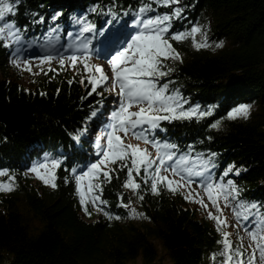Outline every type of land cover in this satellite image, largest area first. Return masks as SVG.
<instances>
[{"label":"trees","instance_id":"obj_1","mask_svg":"<svg viewBox=\"0 0 264 264\" xmlns=\"http://www.w3.org/2000/svg\"><path fill=\"white\" fill-rule=\"evenodd\" d=\"M182 1L185 11L181 19L173 21L175 31H188L194 24L209 26L210 39L227 40L230 47L213 55L194 51L186 42H173L184 58L183 63L173 64L172 85L183 94L186 109L199 106V110H211L212 115L161 122L150 132V138L177 144L178 155H188L192 161L216 153L218 167L212 170L211 178L219 182L224 169L235 164L242 172L230 177L242 189V199L264 204V0ZM139 2L21 0L17 15L8 17L26 31L21 33L19 44L5 41L12 43L11 48L0 42V103L32 106L34 115L24 134L7 135L0 124V169H8L4 176L14 175L20 186L16 195L0 197V264H161L156 242L171 264H221V236L213 221L200 216L202 213L181 194L166 189L152 194L142 183L143 173H134L136 182L141 183L143 201L123 187L127 169L118 165H112L111 182H103L102 191L97 189L101 201L107 202L102 204L103 210L123 219L98 217L90 204L92 215H85L71 169L79 174L87 171L86 165L102 158L97 155L105 145L100 137L105 134L111 112L118 107L117 98L107 90L103 97L96 93L88 96L91 89L87 79L83 85L79 82L87 75L83 66L78 64L73 69L66 60V67L61 68L60 55H54L53 70L44 80H30L24 85L19 79L23 77L21 68L12 63L17 58L13 53L17 49L26 52L25 47L28 51L39 48L34 56L42 55L51 45L63 56L82 49L77 47L80 41H71L69 33L80 27L73 21L76 14L89 13L90 22L96 26L87 36L93 56L90 63L98 64L96 34L103 31L101 38L109 36L121 21L122 31H128ZM168 11L154 5V11L147 15ZM56 13L62 15L53 22ZM25 56L28 54L19 53L20 60ZM69 80L73 82L69 84ZM240 104L257 105L259 113L249 121L229 120L228 112ZM217 120L221 121L220 128L211 129ZM75 135H81V140H74ZM52 158L61 161L55 170L57 187L43 190L34 186L29 169ZM121 196L124 203H130L129 208L119 206ZM135 207L149 218L148 224L129 222ZM33 219L40 225L37 229L31 226Z\"/></svg>","mask_w":264,"mask_h":264},{"label":"snow or ice","instance_id":"obj_2","mask_svg":"<svg viewBox=\"0 0 264 264\" xmlns=\"http://www.w3.org/2000/svg\"><path fill=\"white\" fill-rule=\"evenodd\" d=\"M19 3L20 0H0V22H3L0 24V42H4L5 48L12 47V43L5 42L6 40H13L19 44L22 40L21 33L26 31L19 27L14 19H8V17L17 15ZM154 5L168 8L170 11L163 15H147L154 11ZM184 11L180 0H151V2L140 0L129 30L126 33H119V31L117 34L110 33L106 37L110 43V51L107 53L110 56L107 60L110 72H105L101 64L90 63L93 56L88 50V41H80L77 45L83 49L80 55L59 56L58 63L61 68L66 67V60L73 69H76L78 64L83 66V71L87 75L82 76L79 82L83 85L87 79V85L91 89L87 93L88 96L96 93L103 97L104 91L107 90L109 94H115L118 102V107L111 112L110 122L106 126L104 136L100 137L105 141V145L97 155L102 158L91 163L87 171L79 174H76L75 168L71 169L75 178L76 192L79 194L85 215L90 217L92 213L88 209L89 203L96 207L97 211H103L101 205L107 203L100 200L97 189L102 191L103 182H111L110 173L115 171L112 165H118L121 170L127 169V179L123 187L131 190L140 201L144 200V196L140 194L141 183L136 182L134 173L135 176L143 173L142 183L149 187L152 194L159 195L162 190L166 189L172 194L183 195L185 200L199 204L205 209L207 217L214 222L216 231L221 236L218 241L222 245L219 252L223 258L221 264H264V204L242 199V189L235 181L232 179L224 181V177L230 174L239 176L241 169L235 164H230L224 169L220 181H214L211 175L212 170L218 167L216 153L212 152L198 158L199 162L193 167L190 156L178 155L179 146L177 144L150 138V132L158 129L161 122L212 115L211 110L200 111L199 106L185 109L184 104L187 101L179 93L173 94L169 90L173 81L168 79L162 83L175 71V67L169 62L183 63V57L173 46V42L182 43L191 38L196 50L209 47L207 33L199 24H194L188 31L174 30L173 21L181 19ZM109 14H111V9H109ZM61 15L62 13H56L52 17L53 22L57 21ZM39 22H43L42 17ZM77 23L83 25L81 31L84 33H92L96 28L95 24L88 22L85 18H78ZM52 31L56 29L53 28ZM196 34H200L203 40H196ZM215 47H223V42L216 43ZM19 52L20 50L17 49L13 53V56L17 57L12 60L13 65L31 72V61L20 60ZM37 59L41 64L50 65L56 56L49 53ZM72 82L68 81L69 84ZM41 95L45 94L41 93ZM251 107L250 104H240L228 112L227 118L230 120L240 117L247 119ZM96 115V112L92 113L93 117ZM220 126V120L210 125L211 129L217 130ZM129 136L142 142L145 147L141 148L139 143H126L125 140ZM73 139L80 141L81 135H75ZM149 147L155 149L154 154L149 151ZM60 166L61 161L52 158L44 163L33 165L29 171L34 173L45 186L55 189L57 187L55 170ZM8 172V169H0V176ZM86 178L88 183L85 190L82 183ZM14 184L15 176L9 175L7 183L0 181V193L12 192ZM193 185H198L206 194L208 203L205 202L200 192L193 188ZM123 199L121 196L119 206L129 208L130 203H124ZM209 204L215 210V214L209 210ZM229 207L234 213L236 229L243 228L250 241L247 245L243 242L244 237L239 235L237 236L239 243L234 244L230 238L232 233L224 230L232 227L228 224L227 218L223 217L224 209ZM131 213L132 218L139 216L141 219H149L144 213H138L135 209H131ZM103 215L109 220L123 219L107 211H103ZM241 220L245 221L243 225L240 223ZM250 223L253 227H249ZM245 252L248 253L246 259ZM216 255V253L213 254V260L216 259Z\"/></svg>","mask_w":264,"mask_h":264},{"label":"rangeland","instance_id":"obj_3","mask_svg":"<svg viewBox=\"0 0 264 264\" xmlns=\"http://www.w3.org/2000/svg\"><path fill=\"white\" fill-rule=\"evenodd\" d=\"M21 1V0H20ZM183 4V1L180 0V5ZM80 17L82 18H85L88 22H90L89 18L87 17V15H80ZM79 17V18H80ZM74 22L77 21V17H75L73 19ZM80 27L76 30V32H72L71 33V41H75L76 39L79 40V41H89L87 36L89 35L90 36V33H84L81 31V28H82V24H79ZM204 29V31L207 33V37H208V42H209V47L207 48H202L200 50H196L195 47L193 46V42H192V39H188V40H185L184 42H186V44H188L194 51H198V52H202V51H207L209 52L210 54H213V55H216V54H219L220 52H222L223 50L227 49L230 47V42L227 41V40H224V41H221L223 42V47H220V48H216L215 47V44L216 43H219V42H215L214 40H211L210 39V30H209V26L207 28L205 27H202ZM101 33H103V31H101ZM68 35V34H67ZM55 38H58V35H56ZM195 39L198 40V41H202L203 40V37L200 35V34H196L195 36ZM104 44V43H103ZM23 50L28 53L29 51L27 50V48H23ZM51 50H53V47H49L44 53H42V55L40 56H43V55H46V54H57V55H60V52L56 51V52H51ZM81 51L80 52H76L77 50H75L72 54L70 55H80L81 52L83 51V49H80ZM88 50L90 52V46L88 45ZM105 50V48H104ZM104 50L103 52L101 53H104ZM91 53V52H90ZM30 54V53H28ZM23 57V56H21ZM37 57L39 56H34V55H29L26 57V59L30 60L31 61V64H32V71L29 72L27 70H25L23 67L21 68V76L23 77H27L29 79H31L32 81H34L35 79L36 80H44L43 79V76H45V74L51 69V64H41L40 61L38 59H36ZM183 57V56H182ZM103 58H105L102 54L97 57V61H99L101 65L104 66V70L105 72H110V68L107 64V61H104ZM110 58V56L108 57ZM184 58V57H183ZM176 63V62H169V64L171 66H173V64ZM175 74V72H173L171 74L170 77H167L166 79H170L172 78V76ZM173 81V80H172ZM174 82V81H173ZM173 84V83H172ZM170 85L169 86V90L170 92H173V94L175 93H179L183 99L185 100L183 94L180 92V90L175 87L176 85ZM186 101V100H185ZM186 104H184V108H185ZM186 109V108H185ZM133 110H136V109H133ZM259 107L257 105L255 106H252L251 107V110H250V115L247 119H244L243 117H240V118H237V119H231L232 120H236V121H249V120H252L253 118H255V116L259 113ZM200 111H203V110H200ZM193 117H198V118H201L199 116H193ZM192 117V118H193ZM230 120V119H229ZM137 140L133 139L132 137H128L125 142L126 143H132V144H137L138 142H135ZM153 152V154L155 153V151H151ZM198 159L197 158H193V161H192V166L195 167V165L198 163ZM242 172V170H241ZM33 175V178L35 179V181L33 182V185L36 186V187H41L43 190L44 189H51L52 187L50 186H45L44 183L39 180L36 175L34 173H32ZM232 176V174H230L228 177H224V178H228L230 179L229 177ZM207 179V177H205ZM8 179L9 177H6V176H0V181H4V182H8ZM87 178L85 179L84 183H83V188L86 190L87 188ZM193 188L197 191V192H200L201 196L204 197L205 199V202L208 203L207 201V197H206V194L202 192V190L200 189V187L198 185H193ZM20 191V186L18 185L17 183V179L15 178V184H14V190L10 193H0V197L1 196H4V197H8L10 196L11 194L12 195H16L17 193H19ZM88 199H90V197H88ZM99 203V201H98ZM233 203H235V201H233ZM93 208H94V212L95 214L99 217V216H102L103 215V211H97L96 207H94L91 203H89ZM190 204L195 207L199 213H202V215L200 216H204L206 218L207 217V214H206V211L205 209L201 208V206L199 204H196V203H192L190 202ZM102 206V205H101ZM221 207L223 208V201L221 200ZM136 210V212L140 213L142 212L139 207H135L134 208ZM209 210L213 211L214 214H215V210L211 208V205L209 204ZM242 211V210H241ZM143 213V212H142ZM223 217H226L227 218V221H228V224L229 225H232V227H227L225 228L224 230L225 231H228L230 233H232V241L234 242V244H238L239 241L237 239V236H242L244 237V244L247 245L250 241L248 239V237L246 236V233L243 231V228L237 230L236 227H235V224H236V220H235V217H234V213L232 211V208L229 207V208H225L224 211H223ZM222 217V218H223ZM209 219V218H208ZM132 221L133 223L141 226V225H144V224H148L149 222L146 220V219H141L139 216H136L135 218H132V213L130 215V220L129 222ZM127 222V221H126ZM241 225H243L245 222L244 221H240ZM214 224V222H213ZM34 229H37L38 227H40L38 221L36 219H33L32 220V225H31ZM156 245L158 246L159 248V254H160V258H159V261L161 264H171V260L170 258L168 257L167 253L162 249L161 245L159 244V242H156ZM222 249V248H221ZM247 258V255L245 256V259Z\"/></svg>","mask_w":264,"mask_h":264},{"label":"water","instance_id":"obj_4","mask_svg":"<svg viewBox=\"0 0 264 264\" xmlns=\"http://www.w3.org/2000/svg\"><path fill=\"white\" fill-rule=\"evenodd\" d=\"M34 115V109L28 105H4L0 103V124L5 127V134L27 133Z\"/></svg>","mask_w":264,"mask_h":264},{"label":"bare ground","instance_id":"obj_5","mask_svg":"<svg viewBox=\"0 0 264 264\" xmlns=\"http://www.w3.org/2000/svg\"><path fill=\"white\" fill-rule=\"evenodd\" d=\"M87 14V13H86ZM85 15V14H84ZM82 16V15H81ZM76 17H77V19L80 17V15L77 13L76 14ZM80 18H82V17H80ZM76 23H77V21H76ZM96 44H99V42H95ZM99 45H101V46H99V47H96V48H100V47H102V46H104V44H99ZM52 47H53V50H51V52H56V51H58V49H54V48H56L54 45H51ZM95 48V49H96ZM40 49L39 48H34V49H32V51H29L28 53H30V54H34V52H36V51H39ZM77 52H79V51H77ZM19 53H24V54H28L27 52H19ZM66 53H67V51H66ZM72 53V52H71ZM104 54V53H103ZM109 58H108V56L105 58V60L104 61H107ZM22 68V67H21ZM20 69V68H19ZM22 70V69H21ZM20 73H21V71H20ZM47 77V74H45V76H43V79L44 78H46ZM19 79H21V81H22V84L24 85V84H26V83H28V82H30V80L31 79H29V78H27V77H22V78H19ZM36 80V79H35ZM26 82V83H25ZM220 110V109H219ZM101 149V148H100ZM99 152V151H98ZM89 166V164L88 165H86V168ZM79 170H81V169H79ZM211 179H213L214 181H217V179H214V178H211ZM250 225H252L251 223H250Z\"/></svg>","mask_w":264,"mask_h":264}]
</instances>
